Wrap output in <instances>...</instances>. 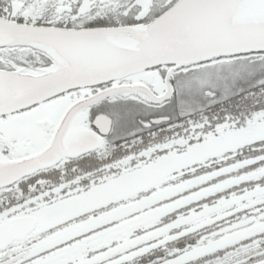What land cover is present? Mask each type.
<instances>
[{
    "label": "snow or ice",
    "instance_id": "obj_1",
    "mask_svg": "<svg viewBox=\"0 0 264 264\" xmlns=\"http://www.w3.org/2000/svg\"><path fill=\"white\" fill-rule=\"evenodd\" d=\"M0 264H264V0H0Z\"/></svg>",
    "mask_w": 264,
    "mask_h": 264
}]
</instances>
